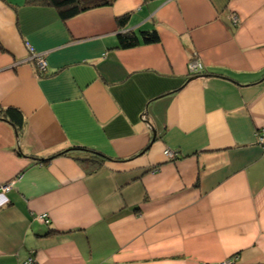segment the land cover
Here are the masks:
<instances>
[{"label": "crops", "instance_id": "obj_1", "mask_svg": "<svg viewBox=\"0 0 264 264\" xmlns=\"http://www.w3.org/2000/svg\"><path fill=\"white\" fill-rule=\"evenodd\" d=\"M0 44V264H264V0H0Z\"/></svg>", "mask_w": 264, "mask_h": 264}, {"label": "trees", "instance_id": "obj_2", "mask_svg": "<svg viewBox=\"0 0 264 264\" xmlns=\"http://www.w3.org/2000/svg\"><path fill=\"white\" fill-rule=\"evenodd\" d=\"M115 0H26V4L29 5H47L55 8L59 17L62 20L70 19L83 12L111 5ZM150 1V0H145ZM128 16L124 15L117 19L119 26H123L126 23ZM141 37L145 43H156L159 38L155 31L141 32ZM119 45L117 48H131L138 45V38L134 33H124L118 36ZM1 48V44H0ZM43 76V75H42ZM0 116L11 125H13L17 136H20L24 128V120L19 111L12 108H6L0 110ZM76 151L85 152L88 154V159H91L96 164H101L105 160V156L99 152L89 150L83 147L74 148ZM69 152V151H68ZM62 154V153H60ZM58 155V154H55ZM79 161H87V159H79Z\"/></svg>", "mask_w": 264, "mask_h": 264}, {"label": "built area", "instance_id": "obj_3", "mask_svg": "<svg viewBox=\"0 0 264 264\" xmlns=\"http://www.w3.org/2000/svg\"><path fill=\"white\" fill-rule=\"evenodd\" d=\"M231 20L233 23H237L238 22V18L236 16H232ZM30 60L34 61V67L36 70V74L37 76H42L46 73L47 71V62L46 59L43 55L41 54H32L30 56ZM188 72L190 75H199L202 74L203 72V65L201 64L200 61L198 60H192L188 63ZM258 141L260 144L264 145V138L263 137H259ZM163 154L168 158V159H172L176 156V153H173L171 150L166 149L164 150ZM13 186V181L5 184V185H0V190L2 192H7L9 189H11V187ZM44 222H47L46 220L41 219ZM35 263L33 261L32 258L28 259L26 261L25 264H33ZM220 264H230V261H226V262H222Z\"/></svg>", "mask_w": 264, "mask_h": 264}, {"label": "water", "instance_id": "obj_4", "mask_svg": "<svg viewBox=\"0 0 264 264\" xmlns=\"http://www.w3.org/2000/svg\"><path fill=\"white\" fill-rule=\"evenodd\" d=\"M151 131H152V139H151V143H152L155 140L156 133L154 129H151Z\"/></svg>", "mask_w": 264, "mask_h": 264}, {"label": "clouds", "instance_id": "obj_5", "mask_svg": "<svg viewBox=\"0 0 264 264\" xmlns=\"http://www.w3.org/2000/svg\"><path fill=\"white\" fill-rule=\"evenodd\" d=\"M188 74H189V72H188ZM190 75V74H189ZM192 76H194V75H192Z\"/></svg>", "mask_w": 264, "mask_h": 264}]
</instances>
